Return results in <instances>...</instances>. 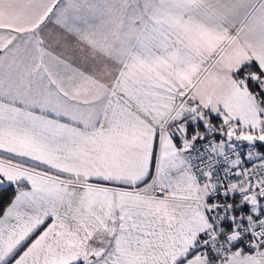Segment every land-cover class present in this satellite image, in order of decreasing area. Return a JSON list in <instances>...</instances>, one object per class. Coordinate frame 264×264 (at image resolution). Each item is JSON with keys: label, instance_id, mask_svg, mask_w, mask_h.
Masks as SVG:
<instances>
[{"label": "snow or ice", "instance_id": "6c2138e0", "mask_svg": "<svg viewBox=\"0 0 264 264\" xmlns=\"http://www.w3.org/2000/svg\"><path fill=\"white\" fill-rule=\"evenodd\" d=\"M0 264H264V0H0Z\"/></svg>", "mask_w": 264, "mask_h": 264}]
</instances>
